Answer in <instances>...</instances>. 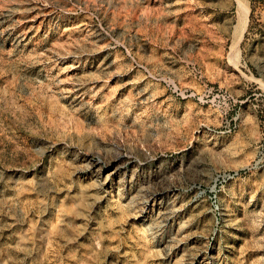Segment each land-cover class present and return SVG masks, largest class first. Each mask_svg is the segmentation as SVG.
<instances>
[{
    "label": "rangeland",
    "instance_id": "obj_1",
    "mask_svg": "<svg viewBox=\"0 0 264 264\" xmlns=\"http://www.w3.org/2000/svg\"><path fill=\"white\" fill-rule=\"evenodd\" d=\"M237 1L0 0V264H264V0L233 56Z\"/></svg>",
    "mask_w": 264,
    "mask_h": 264
},
{
    "label": "bare ground",
    "instance_id": "obj_2",
    "mask_svg": "<svg viewBox=\"0 0 264 264\" xmlns=\"http://www.w3.org/2000/svg\"><path fill=\"white\" fill-rule=\"evenodd\" d=\"M247 5L244 0H239L236 2V21L237 24L235 26L233 37L231 39V54H235L236 47L238 46L240 37L243 33V30L245 28L246 22H247ZM234 56V55H233Z\"/></svg>",
    "mask_w": 264,
    "mask_h": 264
},
{
    "label": "built area",
    "instance_id": "obj_3",
    "mask_svg": "<svg viewBox=\"0 0 264 264\" xmlns=\"http://www.w3.org/2000/svg\"><path fill=\"white\" fill-rule=\"evenodd\" d=\"M227 96V98L229 99L230 98V96H228V95H226ZM225 97V96H224Z\"/></svg>",
    "mask_w": 264,
    "mask_h": 264
}]
</instances>
